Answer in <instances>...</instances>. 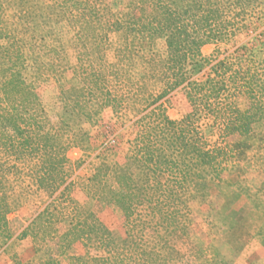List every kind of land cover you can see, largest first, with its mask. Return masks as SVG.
Returning <instances> with one entry per match:
<instances>
[{
  "label": "trees",
  "instance_id": "16d2710c",
  "mask_svg": "<svg viewBox=\"0 0 264 264\" xmlns=\"http://www.w3.org/2000/svg\"><path fill=\"white\" fill-rule=\"evenodd\" d=\"M142 52L150 75L134 71ZM51 81L53 115L40 94ZM177 93L185 109L173 119ZM106 110L123 130L117 150L103 146L102 129L72 130L73 119ZM263 122L264 0H127L125 13L107 0H0V250L19 261L14 246L29 238L40 264H170L176 244L192 242L189 203L253 149ZM91 139L100 163L78 183L85 159L68 153L88 154L80 142ZM36 190L49 201L15 237L17 193ZM110 205L122 213L121 236L100 218ZM211 254L210 264H225Z\"/></svg>",
  "mask_w": 264,
  "mask_h": 264
},
{
  "label": "rangeland",
  "instance_id": "374dc122",
  "mask_svg": "<svg viewBox=\"0 0 264 264\" xmlns=\"http://www.w3.org/2000/svg\"><path fill=\"white\" fill-rule=\"evenodd\" d=\"M107 4L115 12L126 11L127 0H107ZM42 23L46 29L55 26V17L49 10L42 12ZM115 40V37L113 38ZM166 49L164 39L157 40V51ZM213 47L204 48L206 54ZM113 50L107 53V60L114 62ZM134 71L138 76L150 75L151 68L146 53L142 52L134 58ZM58 87L54 81L44 84L40 89L41 98L50 115L60 111V104L56 98ZM241 106L244 101H240ZM185 102L181 94H175L168 102V114L173 119H179ZM95 121L73 119L72 130L78 133L81 129L92 132L96 129L104 131L103 146L119 149L122 147V129L114 125L116 119L109 110L104 111ZM99 120V121H98ZM114 130L107 134V125ZM258 134L250 142L253 149L244 148L241 151V160L224 167V172L215 182L209 183L204 197L192 200L189 205L193 213V224L190 229V239L180 240L176 244L175 253L170 264H210L211 249L221 251L225 264H264V122ZM96 133L95 131L93 134ZM81 145L90 151L85 154L80 148H72L68 155L76 161L85 159V163L72 173V179L84 183L90 177L95 167L100 163L97 157V143L91 139L89 143L81 140ZM98 151V150H97ZM78 198L82 197L76 191ZM18 209L10 215L12 230L18 236L45 207L49 198L43 191L31 193H17ZM62 223H65V217ZM100 218L108 228L117 236L124 234L122 213L115 205L105 207L100 212ZM189 242L197 249H194ZM192 248V249H191ZM204 249L206 253H200ZM3 250V249H2ZM0 250V264H40L41 256L35 250L31 239L27 238L17 242L14 251L17 260ZM12 250V249H11ZM12 255L13 250L10 251ZM81 248L75 246L72 253H80Z\"/></svg>",
  "mask_w": 264,
  "mask_h": 264
}]
</instances>
